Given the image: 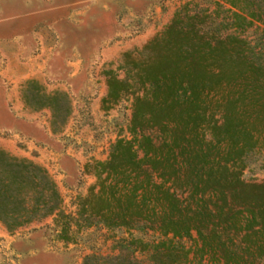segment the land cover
Listing matches in <instances>:
<instances>
[{
    "label": "trees",
    "instance_id": "obj_1",
    "mask_svg": "<svg viewBox=\"0 0 264 264\" xmlns=\"http://www.w3.org/2000/svg\"><path fill=\"white\" fill-rule=\"evenodd\" d=\"M178 7L139 49L121 53L119 76L105 69L109 108L131 98L129 137H117L103 160L87 162L95 180L66 214L57 183L41 164L0 146V221L13 230L55 215L76 225L140 228L166 238L121 237L118 251L91 253L83 264H185L195 254L222 264H264V180H246L247 155L264 148V0H215ZM25 106L49 107L56 130L69 113L64 92L35 79L20 89ZM69 222V221H68ZM63 223V222H62ZM65 221L63 230L69 226Z\"/></svg>",
    "mask_w": 264,
    "mask_h": 264
},
{
    "label": "rangeland",
    "instance_id": "obj_2",
    "mask_svg": "<svg viewBox=\"0 0 264 264\" xmlns=\"http://www.w3.org/2000/svg\"><path fill=\"white\" fill-rule=\"evenodd\" d=\"M214 1L0 0V146L48 170L66 214L76 216L78 199L95 180L85 164L105 159L117 137H129L131 98L101 106L107 88L104 70L122 76L123 51L142 47L181 5L209 11ZM262 29L255 22L243 35L254 42L264 35ZM29 78L46 91L66 94L69 113L56 130L51 129L49 107L25 106L20 89ZM245 162L242 176L263 181L264 148L251 151ZM66 219L51 214L13 230L0 221V264H83L86 254L116 253L121 237L166 238L153 230L76 225ZM65 221L69 227L64 231ZM173 241L191 248L185 264H222L193 252L195 233ZM134 254L148 263L146 252Z\"/></svg>",
    "mask_w": 264,
    "mask_h": 264
}]
</instances>
